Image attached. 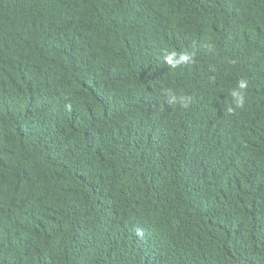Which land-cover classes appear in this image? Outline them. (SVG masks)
<instances>
[{
	"label": "trees",
	"instance_id": "trees-1",
	"mask_svg": "<svg viewBox=\"0 0 264 264\" xmlns=\"http://www.w3.org/2000/svg\"><path fill=\"white\" fill-rule=\"evenodd\" d=\"M0 264H264V0H0Z\"/></svg>",
	"mask_w": 264,
	"mask_h": 264
},
{
	"label": "clouds",
	"instance_id": "clouds-1",
	"mask_svg": "<svg viewBox=\"0 0 264 264\" xmlns=\"http://www.w3.org/2000/svg\"><path fill=\"white\" fill-rule=\"evenodd\" d=\"M194 55L187 52L168 51L161 56V61L169 69H177L181 66L190 65L194 61ZM248 82L241 79L236 86L230 91L232 102L236 108H243L246 103V89ZM166 102L170 106H180L187 109L191 100L187 96L177 95L174 91L168 90L166 93Z\"/></svg>",
	"mask_w": 264,
	"mask_h": 264
}]
</instances>
